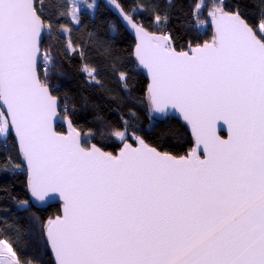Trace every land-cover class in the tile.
<instances>
[{
	"label": "snow or ice",
	"instance_id": "6c2138e0",
	"mask_svg": "<svg viewBox=\"0 0 264 264\" xmlns=\"http://www.w3.org/2000/svg\"><path fill=\"white\" fill-rule=\"evenodd\" d=\"M0 264H264V0H0Z\"/></svg>",
	"mask_w": 264,
	"mask_h": 264
},
{
	"label": "water",
	"instance_id": "95a60500",
	"mask_svg": "<svg viewBox=\"0 0 264 264\" xmlns=\"http://www.w3.org/2000/svg\"><path fill=\"white\" fill-rule=\"evenodd\" d=\"M100 2H101V3H103V2H104V0H100Z\"/></svg>",
	"mask_w": 264,
	"mask_h": 264
}]
</instances>
